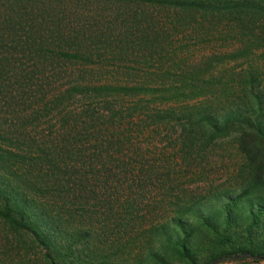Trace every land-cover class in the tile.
<instances>
[{
    "label": "trees",
    "instance_id": "obj_1",
    "mask_svg": "<svg viewBox=\"0 0 264 264\" xmlns=\"http://www.w3.org/2000/svg\"><path fill=\"white\" fill-rule=\"evenodd\" d=\"M199 18L230 21L234 85L125 64L163 63L167 31ZM258 52L264 0H0V222L40 264L263 261ZM231 135L233 185L188 192L200 152Z\"/></svg>",
    "mask_w": 264,
    "mask_h": 264
},
{
    "label": "rangeland",
    "instance_id": "obj_2",
    "mask_svg": "<svg viewBox=\"0 0 264 264\" xmlns=\"http://www.w3.org/2000/svg\"><path fill=\"white\" fill-rule=\"evenodd\" d=\"M229 24L230 21L227 19L218 23L217 19L207 18H199L198 24L188 22L176 31H167L168 40L165 38L167 48L163 53L166 54V58H163V63L149 59L145 65L137 64L131 62L135 60L132 57V60L125 64L148 73L156 71L158 67H164V70L167 69L164 71L166 72L164 78L170 83H179L186 78L182 76L191 74L182 70L199 67L200 70H209L204 78L212 76V82H219L221 87L224 85L230 87L238 81L236 73L245 69L246 65L242 58H235L234 54L228 56L232 51L238 50V47H235L238 39L224 38L225 35H229L226 26ZM230 33L232 34V31ZM251 60L255 64L264 61V58L258 52ZM262 73L264 80V72ZM140 74L142 76V73ZM234 136L220 139L212 149L200 152V157L196 161L198 166L194 168L196 176L185 180L188 192L202 197L216 188L222 189L233 185L236 171L241 168L244 161L237 149ZM134 234L131 232V235ZM140 246L141 242H135L134 245L125 247L126 252L134 253ZM37 253L38 250L27 239L12 233L0 222V264H40ZM131 258L129 257L130 260ZM244 264H264V260L258 263L246 261Z\"/></svg>",
    "mask_w": 264,
    "mask_h": 264
},
{
    "label": "water",
    "instance_id": "obj_3",
    "mask_svg": "<svg viewBox=\"0 0 264 264\" xmlns=\"http://www.w3.org/2000/svg\"><path fill=\"white\" fill-rule=\"evenodd\" d=\"M209 264H217V261L211 262V263H209Z\"/></svg>",
    "mask_w": 264,
    "mask_h": 264
}]
</instances>
